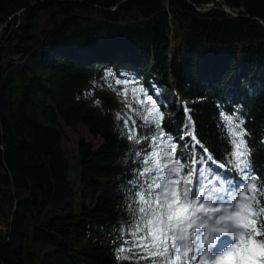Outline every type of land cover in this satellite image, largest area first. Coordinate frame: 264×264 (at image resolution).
<instances>
[{"label": "trees", "instance_id": "obj_1", "mask_svg": "<svg viewBox=\"0 0 264 264\" xmlns=\"http://www.w3.org/2000/svg\"><path fill=\"white\" fill-rule=\"evenodd\" d=\"M109 71L132 81L127 100ZM132 88L161 108L177 156L194 143L181 139L185 108L217 160L229 147L217 105L236 112L264 178V0H0V264H121L128 181L143 167L128 153L153 150ZM79 124L102 143L78 142V192L63 141Z\"/></svg>", "mask_w": 264, "mask_h": 264}, {"label": "snow or ice", "instance_id": "obj_2", "mask_svg": "<svg viewBox=\"0 0 264 264\" xmlns=\"http://www.w3.org/2000/svg\"><path fill=\"white\" fill-rule=\"evenodd\" d=\"M113 75L109 71L103 78L107 89L127 100L132 81L115 79L113 84L109 80ZM114 85L125 87L120 92ZM131 91L144 107V113L139 114L145 123L154 125V130L149 129L153 150L145 151L143 157L142 150L128 153L141 158L143 167L133 170L128 181L125 207L129 219L126 227L120 226L117 260L121 264H264V178L252 167L245 121L217 105V127L226 130L223 139L229 145L217 160L197 139L188 115L191 110L185 108L189 130L181 139L187 136L194 143L185 142L177 156L178 144L162 127L161 108L143 88ZM139 94L144 100L138 99ZM94 103L100 106L102 101ZM126 107L131 109V103ZM115 119L128 129L127 139L140 144L132 117L117 112ZM129 120L133 123L130 129ZM197 145L202 152L197 151ZM234 170L236 175H230Z\"/></svg>", "mask_w": 264, "mask_h": 264}, {"label": "rangeland", "instance_id": "obj_3", "mask_svg": "<svg viewBox=\"0 0 264 264\" xmlns=\"http://www.w3.org/2000/svg\"><path fill=\"white\" fill-rule=\"evenodd\" d=\"M151 89L156 94L157 89L154 85H151ZM65 131L66 137L63 141V151H66V154L70 159V169L68 175L72 187L75 191L79 192V173H81V170L79 165H77L76 161V158L78 156V142L81 138H83L87 142L93 144L95 147H98L102 143V139L93 137V135L88 131V129L82 124H79L75 128L65 127Z\"/></svg>", "mask_w": 264, "mask_h": 264}, {"label": "water", "instance_id": "obj_4", "mask_svg": "<svg viewBox=\"0 0 264 264\" xmlns=\"http://www.w3.org/2000/svg\"><path fill=\"white\" fill-rule=\"evenodd\" d=\"M212 6H206L205 8L207 9V8H211Z\"/></svg>", "mask_w": 264, "mask_h": 264}]
</instances>
